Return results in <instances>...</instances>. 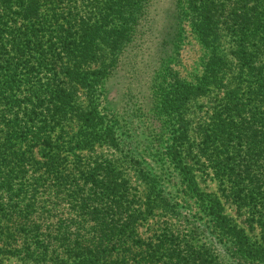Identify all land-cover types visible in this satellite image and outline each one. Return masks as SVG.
I'll use <instances>...</instances> for the list:
<instances>
[{"label":"trees","instance_id":"16d2710c","mask_svg":"<svg viewBox=\"0 0 264 264\" xmlns=\"http://www.w3.org/2000/svg\"><path fill=\"white\" fill-rule=\"evenodd\" d=\"M151 2L0 0V264H264V0H168L153 60L188 15L203 74L146 66L111 110L126 48L155 42Z\"/></svg>","mask_w":264,"mask_h":264},{"label":"rangeland","instance_id":"374dc122","mask_svg":"<svg viewBox=\"0 0 264 264\" xmlns=\"http://www.w3.org/2000/svg\"><path fill=\"white\" fill-rule=\"evenodd\" d=\"M168 3V0H152V5L149 14L146 17V22L142 27V30L147 32L145 36L149 35L150 38L148 40H155V42L138 41L137 46L131 45L130 47H127L122 65L115 70L110 79L106 82V92L104 93V97L102 98L104 100V105L111 108V110H120L122 100V97L120 96L121 93L124 92V89L127 87L129 82L133 83V85L136 86L138 90L141 89L146 91V78L148 77V75L146 76V73L143 72V68L146 66H148L147 72L149 73L160 66L158 68V73H160L162 77H164V74H169V72H177L180 74V76L190 81H195L199 76L203 74L204 62L206 57H204V52L202 51V47L192 27L191 16L188 15L184 18L182 36L177 40L175 49H173L172 51L171 47L169 56L164 58L162 64L157 63L153 60L155 58L154 51L157 48V46H155V44L157 43V40L155 38H159L158 36L160 34V29L162 28L160 25V21L164 16V11ZM228 41L229 37H224L222 45L224 53L229 52ZM196 101L199 107H202L204 105L202 108L206 109L205 106L208 105L209 98L206 96L205 98H199ZM196 108L197 107L195 106L194 109ZM142 119L145 120L144 118ZM94 152L95 154H104L105 156L109 157H112V155H114V151L108 145L98 146L96 150H94ZM162 176L165 182L168 184L169 189L171 191H173V189L174 191H176L177 187H170L171 181H169V177L164 175L163 173ZM199 181V186L201 187V189L208 191L216 190V186L213 182L209 180L204 182L200 178ZM133 184L138 185L141 190H144V188L146 187L145 183L139 180L137 177L134 178ZM207 185L209 186L206 187ZM187 206L192 210V212H195V204H192V206ZM66 208L67 207L59 209V211L54 215V222L60 218H63L64 220H70L72 218L70 213L66 214ZM165 212L166 211L164 208L159 207L155 212V216L149 219V223L152 225H157L160 220H164L165 218H167V216H164ZM172 221L176 222L174 220ZM179 224L180 222L177 221L176 225ZM147 225L146 228L148 227ZM26 261L27 262H24L19 258L11 257L5 259L4 264H50L49 261L42 262L38 259H29Z\"/></svg>","mask_w":264,"mask_h":264}]
</instances>
